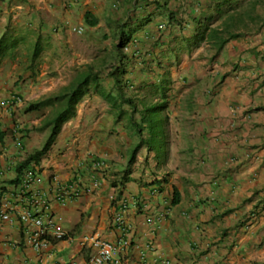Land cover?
I'll use <instances>...</instances> for the list:
<instances>
[{"label": "crops", "instance_id": "0c3cea01", "mask_svg": "<svg viewBox=\"0 0 264 264\" xmlns=\"http://www.w3.org/2000/svg\"><path fill=\"white\" fill-rule=\"evenodd\" d=\"M215 1L0 0V204L16 205L11 222L0 209V264H98L84 236L117 246L122 264H264V27L217 53L194 38L193 22ZM188 48L207 68L185 60L182 78L205 84L177 94L167 88L170 52L177 60ZM114 65L126 70L128 97L166 87L169 150L160 164L154 155L146 163V148H138L130 107L105 99L118 94ZM92 66L101 70L98 87L89 85L39 162L20 172L51 134L32 128L53 108L29 106L61 94ZM30 170L41 181L26 188ZM66 187L77 194L63 203ZM34 191L45 193L48 209L32 205ZM24 210L49 214L70 237L35 248L19 218Z\"/></svg>", "mask_w": 264, "mask_h": 264}, {"label": "trees", "instance_id": "16d2710c", "mask_svg": "<svg viewBox=\"0 0 264 264\" xmlns=\"http://www.w3.org/2000/svg\"><path fill=\"white\" fill-rule=\"evenodd\" d=\"M174 13H171V19H174ZM195 26L194 38L199 41H205L217 53L221 52L225 46L234 39L242 37L255 31H260L264 27V0H216L208 4L203 14L193 19ZM128 33L120 34L117 51L121 52L129 43ZM5 42V37L1 39V45ZM2 48L0 47V53ZM101 70L95 67H89L87 72L82 73L68 89L59 95L47 97L32 103L28 111L38 110L43 107H52L53 113L39 127H33V130L42 131L51 128V134L47 145L41 150H35L34 153L18 167L23 171L33 161L39 162L40 157L46 152L55 137L60 133L63 124L76 115V105L81 100L91 83L97 87ZM126 70L123 66L114 65L111 67L110 76L114 79V88L118 91L116 97L112 93L105 94V99L112 106L128 105L131 109L128 116L140 137L138 148H146L147 160L154 155L158 159V164L167 156L169 150V139L166 133V124L168 116L164 115L167 106L166 87L159 85L150 86L148 98L145 95L141 99L128 97L124 93L126 84L123 76ZM160 89L162 91H160ZM118 95V96H117ZM155 95H160L161 101L153 102ZM122 113L120 116H122ZM164 115V116H162ZM163 117V119H162ZM164 120V126L161 121ZM165 132L166 145L160 144L162 132ZM150 156V157H149ZM178 201L174 199V203Z\"/></svg>", "mask_w": 264, "mask_h": 264}, {"label": "built area", "instance_id": "2783aa9c", "mask_svg": "<svg viewBox=\"0 0 264 264\" xmlns=\"http://www.w3.org/2000/svg\"><path fill=\"white\" fill-rule=\"evenodd\" d=\"M72 31L82 34L84 32V27L74 25L71 27ZM104 162H97L95 165L97 167L103 166ZM54 180L57 182L58 179L54 176ZM41 177L38 175L36 171H27L23 176V185L26 188L35 187L36 184L40 183ZM68 190V187L62 189L58 196L61 202H66L68 196L72 198L73 195H76V190L72 189ZM32 205L38 208H45L48 209V200L46 199L45 193H41L38 191H34L31 197ZM16 205H13L8 202H4L0 204L1 217L5 221H12V211L15 210ZM19 218L21 222L26 225L28 229L26 234L27 242L32 244L35 248H41L48 244L49 238L53 237L56 239H65L70 237L69 233L62 227L61 224L57 223L53 218L47 215H41L37 212H33L32 210H24L20 212ZM83 242H91V244L98 249L97 254L93 257V261L98 264L103 263H115V264H122V261L119 259L114 258L113 251L117 248L114 244L102 240L98 237L92 236H84ZM127 244V242H124ZM169 264V262H166Z\"/></svg>", "mask_w": 264, "mask_h": 264}, {"label": "rangeland", "instance_id": "374dc122", "mask_svg": "<svg viewBox=\"0 0 264 264\" xmlns=\"http://www.w3.org/2000/svg\"><path fill=\"white\" fill-rule=\"evenodd\" d=\"M127 33L130 32V29L126 30ZM181 52V51H180ZM201 53V52H200ZM198 53L197 49L195 50V48H192V50L190 48H188L187 50L182 51L178 56H177V60H175V53L174 52H170V57L172 58L173 56V61L174 65L170 68V72L172 71V79L173 81L168 82L167 84V88H171L173 90L174 93L180 94V93H184L185 91H189V92H196L200 91L199 87H203V85L205 84L204 82L201 83L199 80H195L193 79L192 76H190L187 79H183L182 77L184 76V61H201V65H200V69L202 68H207V64L203 63L204 59H203V55L202 53L200 54ZM176 63V64H175ZM189 70V69H188ZM187 70V71H188ZM188 77V76H187ZM160 91H162L160 89ZM175 106L180 105L179 103L174 104ZM164 116V115H162ZM163 119V117H162ZM178 120V118H175V120ZM162 126H164V120L161 121ZM132 131L135 132L137 134V136H139V134L137 133V128L134 127V125H132ZM166 136H165V132H162V137H161V141L160 144L165 146L166 145Z\"/></svg>", "mask_w": 264, "mask_h": 264}, {"label": "clouds", "instance_id": "9594fccd", "mask_svg": "<svg viewBox=\"0 0 264 264\" xmlns=\"http://www.w3.org/2000/svg\"><path fill=\"white\" fill-rule=\"evenodd\" d=\"M125 50H128V47L126 46L125 48H124ZM23 181V180H22ZM115 258V257H114Z\"/></svg>", "mask_w": 264, "mask_h": 264}]
</instances>
